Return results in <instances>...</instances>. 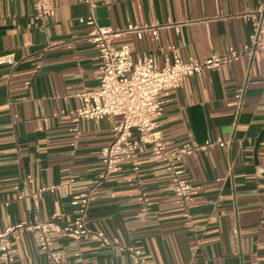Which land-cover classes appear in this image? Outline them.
Listing matches in <instances>:
<instances>
[{
    "label": "crops",
    "instance_id": "crops-1",
    "mask_svg": "<svg viewBox=\"0 0 264 264\" xmlns=\"http://www.w3.org/2000/svg\"><path fill=\"white\" fill-rule=\"evenodd\" d=\"M261 6L264 0H99L95 16L116 29L181 24L179 32L161 29L159 38L115 40L162 67L174 55L202 62L240 49L252 30L242 15ZM89 13L84 0H53L42 26L33 0H0V56L14 53L17 60L0 64V232L55 214L61 224H72L79 210L73 198L100 181L101 150L120 118L85 120L77 135L69 113L80 106L84 88L99 87V49L87 39L90 27L79 22ZM167 99L158 131L170 149L228 142L181 161L192 184L193 229L161 157L136 131L138 158L96 187L89 227L143 249L156 264H264V59L205 68ZM51 186L56 190L40 191ZM30 192L38 194L37 203ZM54 245L66 264H134L126 251L90 239L56 235ZM16 249L15 264H53L36 230L21 233Z\"/></svg>",
    "mask_w": 264,
    "mask_h": 264
},
{
    "label": "built area",
    "instance_id": "built-area-1",
    "mask_svg": "<svg viewBox=\"0 0 264 264\" xmlns=\"http://www.w3.org/2000/svg\"><path fill=\"white\" fill-rule=\"evenodd\" d=\"M90 8L86 17L79 22L90 27L87 35L89 42L94 44L100 53L98 70L99 87L84 88L79 94L80 106L70 110L74 121V131L81 133V124L85 120H100L108 116L119 117L114 128L112 141L101 150L104 170L100 181L90 190L76 195L73 204L79 206L78 216L72 224H61L57 221L60 215L55 214L50 220H23L7 227L0 232V261L2 264H15L17 237L26 231H38L41 249L53 264H66L62 252L54 245V237L62 235L75 240L90 239L105 247H118L126 251L134 264H156L150 261L147 253L133 244L122 243L118 238H110L103 231L94 230L88 225L89 208L93 201L96 187L110 175L121 170L125 161L135 162L138 158V144L132 140L134 132H138L140 141L150 143L153 150L161 157L164 169L170 174L173 191L183 208L186 226L194 227L193 215L189 202L192 184L185 178L181 161L186 156L196 155L200 151L218 143L225 146L228 142L206 140L204 142H185L175 149H170L159 135L162 108L167 102L170 90L178 89L183 82L203 69L218 68L223 64H231L247 57L250 61L264 59V7L244 13L247 21L252 23L248 40L240 49L225 55H212L202 62H185L177 55L167 57L162 67L155 65V59L148 53L136 55L128 44H116L118 37L127 34L142 39L151 33L159 38L160 30L174 27L180 31L181 24L175 23H130L123 28L101 25L95 10L99 0H84ZM35 17L46 26L53 10V0H33ZM14 53L0 56V64H16ZM138 169V167H135ZM57 186L42 187L40 191L56 190ZM37 203V193H28ZM25 195L19 194L23 199Z\"/></svg>",
    "mask_w": 264,
    "mask_h": 264
},
{
    "label": "water",
    "instance_id": "water-1",
    "mask_svg": "<svg viewBox=\"0 0 264 264\" xmlns=\"http://www.w3.org/2000/svg\"><path fill=\"white\" fill-rule=\"evenodd\" d=\"M263 136H264V130L262 131V133H261V135L259 137V142H260V140L262 139ZM259 142H258V144H259Z\"/></svg>",
    "mask_w": 264,
    "mask_h": 264
}]
</instances>
